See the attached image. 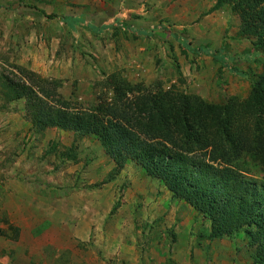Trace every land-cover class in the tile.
Wrapping results in <instances>:
<instances>
[{"label": "rangeland", "instance_id": "rangeland-1", "mask_svg": "<svg viewBox=\"0 0 264 264\" xmlns=\"http://www.w3.org/2000/svg\"><path fill=\"white\" fill-rule=\"evenodd\" d=\"M170 2L163 19L153 14L155 0H0V264H68L71 251L72 264H101L95 232L83 242L73 237L75 225L87 232L93 224L115 235L122 224L126 264H137L134 254L139 262L170 253L188 221L191 264H264L258 241L242 230L212 236L209 221L162 180L130 157L107 153L108 139L95 129L72 123L90 114L109 130L116 108H133L149 94L166 106L189 97L216 125L246 99L264 71V52L243 31L244 7ZM58 111L66 115L60 124ZM233 164L264 193V165L248 155ZM162 197L171 200L164 220L174 224L157 229L148 208ZM159 206L162 222L164 202ZM108 207L116 222L96 221L94 210Z\"/></svg>", "mask_w": 264, "mask_h": 264}, {"label": "trees", "instance_id": "trees-1", "mask_svg": "<svg viewBox=\"0 0 264 264\" xmlns=\"http://www.w3.org/2000/svg\"><path fill=\"white\" fill-rule=\"evenodd\" d=\"M234 1L244 7L243 31L256 35L255 46L264 52V0ZM137 99L133 108H116L109 130L97 128L90 114L74 117L72 123L86 133L95 129L100 139H108L107 153H119V160L130 157L148 175L162 180L174 198L186 201L209 221L212 236L242 230L264 253V193L245 182L243 170L233 164L248 155L264 165V71L246 99L236 102L216 125L214 118L199 115L203 108L191 105L189 97H177L170 106L149 94ZM63 114L57 112L56 124L64 122ZM140 134L153 141L146 143Z\"/></svg>", "mask_w": 264, "mask_h": 264}, {"label": "crops", "instance_id": "crops-1", "mask_svg": "<svg viewBox=\"0 0 264 264\" xmlns=\"http://www.w3.org/2000/svg\"><path fill=\"white\" fill-rule=\"evenodd\" d=\"M156 1L158 4L157 5L158 9L156 11H154L153 14L156 16H159L158 18L162 17L163 19H167L164 17V15L166 13V10H164V9L166 7H168L170 4H172V2L167 3L169 0H159V1L155 0V2ZM151 5H150L151 7H154L153 4H151ZM146 8L150 9L149 6H147ZM125 10L129 11V9H125ZM148 13H149V10L147 12H145L144 14L146 15ZM121 14H123V12ZM167 15H170V14H167ZM159 27H163V25H161ZM157 28H158V26H157ZM160 190L162 193V188ZM163 194H165V190L162 193V195ZM162 200H163V197H162ZM162 200H161L162 203H160L159 200L158 201L156 200L157 204H155V205L152 204L148 208L149 209L148 210L149 215L147 217H149L151 219V223H152V220L154 219L153 220L154 225L157 226V227H155L157 229L164 228L165 227L164 225H173L174 224V222L172 223L170 220H164V218L168 215L169 211L167 209L170 208V207H168V205L171 202V200H170V202H168V201L166 202V200L165 201L164 200L162 201ZM163 202H164V206H162L163 210H161L162 212H160L162 214L161 220H163V221L159 222L157 220L158 219L157 214H158V210L160 209L159 204H163ZM110 211H111V209L109 207L104 212H102L101 210L96 208V210H94V212H93L94 216L97 215V216H95L96 221H99L102 219L103 221H105L107 223H110V220H112L113 222H116L115 221L116 216L111 215ZM122 211H118V214H120ZM129 219L130 218H127V220H129ZM119 220H120V218H119ZM75 222H76V220H75ZM75 222L72 224L75 225L77 223V222L76 223ZM90 224H86V225H84V227H86ZM74 225H72V226H74ZM191 225H192L191 221L185 222L184 226L178 229V231H177L178 235L175 232L176 237H175V241H173L174 242V244L172 246L173 250L170 253L163 251L160 254L151 253V254L145 255V256H143V258H140V261H139L140 264H179V263L191 264L190 263V254H189L190 253V247H189V250H187V252H185V248H184L185 246L187 248L188 243L190 244L189 235H190V231H191ZM121 226H122V224L119 225V227H117V232L119 235H115L114 234L115 232H111L112 231L111 228L106 229V227L104 228L103 224H95V225L93 224L92 226L90 225L87 229V232L85 230H81V229L77 228L75 225L73 237H74V240H78V241L83 242V241H86L90 238L92 231L95 232L94 238H93V239H95L94 245L102 246V249H103V253L101 256V260H102L101 264H126L127 254H126L125 250H127L129 245L127 243V239L125 238L124 229H122ZM118 229H120L121 233L118 231ZM154 231H155V229H153L151 231V233H154ZM168 242L166 243V245L168 244ZM68 255H70L72 258L74 257L72 251ZM70 256H65L63 262L65 261L68 264H72L70 262ZM136 259H137L136 254H134V258H132V260L134 261V263L138 264L139 262H136L137 261Z\"/></svg>", "mask_w": 264, "mask_h": 264}]
</instances>
